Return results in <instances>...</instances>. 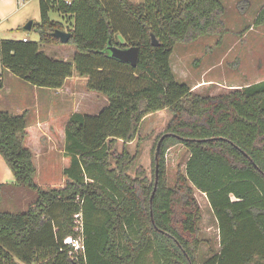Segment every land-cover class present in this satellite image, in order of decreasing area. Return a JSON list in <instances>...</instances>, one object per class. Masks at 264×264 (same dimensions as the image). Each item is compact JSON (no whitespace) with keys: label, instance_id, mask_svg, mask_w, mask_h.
<instances>
[{"label":"trees","instance_id":"obj_1","mask_svg":"<svg viewBox=\"0 0 264 264\" xmlns=\"http://www.w3.org/2000/svg\"><path fill=\"white\" fill-rule=\"evenodd\" d=\"M38 7L40 22L32 25L38 41L0 39L2 70L45 89L61 88L75 70L86 76V90L107 104L65 122L69 166L61 188L36 185L25 117L0 112V157L13 185L35 194L24 213L0 211V264H264V81L201 96L177 82L170 66L175 45L224 36L222 4L38 0ZM253 25L264 27V4ZM55 31L70 34L73 63L40 50L61 44ZM109 41L120 49L137 47L136 66L111 58ZM164 109L172 118L152 149V178L140 168L131 177L136 157L126 146L145 117ZM174 145L189 157L170 187L164 157ZM194 189L206 196L218 229V250H209L204 262L197 260L203 240ZM79 213L83 249L75 252L64 241L77 238L73 217Z\"/></svg>","mask_w":264,"mask_h":264},{"label":"rangeland","instance_id":"obj_2","mask_svg":"<svg viewBox=\"0 0 264 264\" xmlns=\"http://www.w3.org/2000/svg\"><path fill=\"white\" fill-rule=\"evenodd\" d=\"M129 1L137 4L143 2V0ZM218 1L224 8L222 17L226 30L224 36L222 38L206 36L190 44H177L170 56V66L176 81L186 84L192 93L201 96L225 95L264 78V27L253 25L264 0ZM28 11L33 19L31 23H39L37 1L30 5ZM50 17L58 19L55 14H50ZM10 35L5 39H13L14 34L10 33ZM15 35L18 39L26 35L31 41H38V34L33 28L26 32L19 31V34ZM118 39L123 42L121 37L118 36ZM40 50L49 57L70 63H73L76 52L73 46L67 44L42 46ZM256 62L259 64L257 67ZM73 77V88L80 94H87V99L80 103L75 98L69 100L68 95L64 93L61 95L65 96L67 103L57 102L55 134H60L57 131L58 126L60 127L59 122L65 123L73 113L95 115L107 104L105 97L86 90L85 75H79L73 70ZM102 100L105 102L101 105ZM171 118L172 113L168 109L144 118L137 138L126 146L129 154L136 157L128 171L131 177H134L136 170L140 168L144 171L146 178L151 180L152 149L159 136L164 133ZM55 142L56 145L52 152L45 151V155H38V169L34 182L42 189L61 188L65 182L63 167L69 166V158L66 157L60 146L62 140L55 138ZM116 149L117 152L121 151V142L117 143ZM188 157V152L181 145L171 146L166 151L164 163L167 183L170 187L175 183L176 172L184 173ZM14 190V194L8 195L5 191L0 194L1 212L24 213L30 202L35 199L34 192L27 188L19 187ZM193 196L201 211L199 228L200 238L203 240L197 260L204 262L209 250H218V229L206 196L195 189Z\"/></svg>","mask_w":264,"mask_h":264},{"label":"crops","instance_id":"obj_3","mask_svg":"<svg viewBox=\"0 0 264 264\" xmlns=\"http://www.w3.org/2000/svg\"><path fill=\"white\" fill-rule=\"evenodd\" d=\"M35 1L38 2V0H0V39H5L10 33L14 34L12 37L14 40H22L23 38L29 39L26 35L18 39L15 34H19V31L26 32V30H24L27 26L26 24L33 22L31 21L33 19L28 9ZM65 1L68 2V0ZM55 20H60V18L58 17V19ZM33 24L36 23H31L30 30ZM258 65V62H256V67ZM0 74L3 80V87L0 89V112L15 116L24 115L27 132L25 146L33 153L34 166L37 172L38 155H45V151L52 152L56 145L55 138L62 140L60 146L63 150L65 143L63 128L65 123H63V121L59 122L60 127L58 126L57 131L60 132V134H55L54 132V124L57 121L55 117L57 102L64 101V103H67L65 96L61 95L64 93L68 95L69 100L75 98V100L82 103L84 99H87V94H80L73 88V75L65 80L61 88L45 89L31 86L13 75L10 71H3L1 63ZM262 81H264V78L258 79L255 83ZM104 102L105 100H102L101 105L104 104ZM65 168L66 167H63V170ZM12 183L13 178L10 170L0 157V194L4 191L8 195L14 194V189H19V187L14 186ZM32 202H30V204Z\"/></svg>","mask_w":264,"mask_h":264},{"label":"water","instance_id":"obj_4","mask_svg":"<svg viewBox=\"0 0 264 264\" xmlns=\"http://www.w3.org/2000/svg\"><path fill=\"white\" fill-rule=\"evenodd\" d=\"M31 23L29 22L27 26L24 28V30L29 31L30 30ZM54 37L59 40L61 44H66L69 41L70 34L65 31H55L53 33ZM151 42L153 46H158L157 40L152 36L151 37ZM107 51L109 53V56L111 58H114L120 62L123 63H128L132 67H135L137 64V58H138V48L137 47H128L125 49H120L117 48L113 45H111L110 41L108 42L107 46ZM164 136L160 138V140L157 143L155 154H154V159H155V176L157 177L158 174V167H159V162H158V155L160 151V145L161 141L163 140ZM155 191V189H154ZM153 191V193H154Z\"/></svg>","mask_w":264,"mask_h":264},{"label":"built area","instance_id":"obj_5","mask_svg":"<svg viewBox=\"0 0 264 264\" xmlns=\"http://www.w3.org/2000/svg\"><path fill=\"white\" fill-rule=\"evenodd\" d=\"M67 2V1H66ZM22 41H27V38H23ZM74 219V231L77 233V238L74 240L71 237H68L65 239V243L70 245L71 248L77 252V251H81L82 245H81V238H82V230H83V221H82V215L76 214L73 217Z\"/></svg>","mask_w":264,"mask_h":264}]
</instances>
